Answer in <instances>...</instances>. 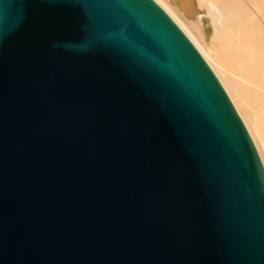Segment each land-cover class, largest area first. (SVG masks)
Masks as SVG:
<instances>
[{
  "label": "water",
  "instance_id": "1",
  "mask_svg": "<svg viewBox=\"0 0 264 264\" xmlns=\"http://www.w3.org/2000/svg\"><path fill=\"white\" fill-rule=\"evenodd\" d=\"M0 264H264L261 160L154 0H0Z\"/></svg>",
  "mask_w": 264,
  "mask_h": 264
},
{
  "label": "bare ground",
  "instance_id": "2",
  "mask_svg": "<svg viewBox=\"0 0 264 264\" xmlns=\"http://www.w3.org/2000/svg\"><path fill=\"white\" fill-rule=\"evenodd\" d=\"M154 1L183 30L219 78L264 168V0H193L197 11L194 20L186 19L169 0ZM200 43H208L212 54Z\"/></svg>",
  "mask_w": 264,
  "mask_h": 264
},
{
  "label": "rangeland",
  "instance_id": "3",
  "mask_svg": "<svg viewBox=\"0 0 264 264\" xmlns=\"http://www.w3.org/2000/svg\"><path fill=\"white\" fill-rule=\"evenodd\" d=\"M186 19H188V18H186ZM188 20H194V18L193 19H188ZM181 29V28H180ZM182 30V29H181ZM183 31V30H182ZM190 32L192 33V34H194V32L190 29ZM184 33V32H183ZM185 34V33H184ZM186 35V34H185ZM187 36V35H186ZM188 38V37H187ZM189 39V38H188ZM190 40V39H189ZM191 41V40H190ZM193 44V43H192ZM194 45V44H193ZM200 45L202 46V48L209 54V55H211L212 54V50L209 48V44L207 43V44H205V43H200ZM195 46V45H194ZM208 46V47H207ZM196 48V47H195ZM197 49V48H196ZM198 50V49H197ZM198 52L200 53V51L198 50ZM201 54V53H200ZM201 56H202V54H201ZM203 57V56H202ZM204 58V57H203ZM204 60H205V58H204ZM206 61V60H205ZM206 63H207V61H206ZM208 64V63H207ZM208 66H209V64H208ZM210 67V66H209ZM211 68V67H210ZM211 70L213 71V69L211 68ZM214 72V71H213ZM214 74H215V72H214ZM215 76L217 77V75L215 74ZM217 79H219L218 77H217ZM218 81H220V80H218ZM220 84H221V82H220ZM222 86V85H221ZM223 87V86H222ZM223 89H224V87H223ZM225 90V89H224ZM227 93V92H226ZM227 96H228V94H227ZM230 101H231V99H230ZM232 103V102H231ZM233 104V103H232ZM233 107H234V105H233ZM235 108V107H234ZM236 110V109H235ZM236 112H237V110H236ZM238 113V112H237ZM239 115V114H238ZM240 117V116H239ZM241 118V117H240ZM242 120V119H241ZM243 122V121H242ZM244 124V123H243ZM244 126H245V124H244ZM245 128H246V126H245ZM246 130H247V128H246ZM248 131V130H247ZM249 133V132H248ZM249 136H250V134H249Z\"/></svg>",
  "mask_w": 264,
  "mask_h": 264
}]
</instances>
